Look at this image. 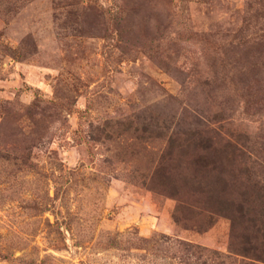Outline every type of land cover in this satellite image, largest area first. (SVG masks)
Returning a JSON list of instances; mask_svg holds the SVG:
<instances>
[{
	"label": "rangeland",
	"instance_id": "374dc122",
	"mask_svg": "<svg viewBox=\"0 0 264 264\" xmlns=\"http://www.w3.org/2000/svg\"><path fill=\"white\" fill-rule=\"evenodd\" d=\"M261 210L264 0H0V264L249 262Z\"/></svg>",
	"mask_w": 264,
	"mask_h": 264
},
{
	"label": "trees",
	"instance_id": "16d2710c",
	"mask_svg": "<svg viewBox=\"0 0 264 264\" xmlns=\"http://www.w3.org/2000/svg\"><path fill=\"white\" fill-rule=\"evenodd\" d=\"M97 136H98V134H96V132L93 135L91 134V138H90L91 141L95 142V143H98V142L100 143V139ZM214 192H215V189L210 193V195L213 194V196H211V198L218 199L217 192L215 195H214ZM217 206H218V204H217ZM218 207H220L219 209H221V210L228 211V212H223V213H226V215H229L228 217L233 221V223H235V222L237 223V219L239 217H244V215H243L244 214L243 213L244 208L241 205L232 206L229 204V206H223L222 204L221 205L219 204ZM259 220L263 223V225H262L263 228H260V230L258 229V234L255 233L254 236L243 235L242 236L243 237L242 238V245H243L242 249L235 252L236 254H238L244 258H249L251 261L246 262L244 260V261H240V262L234 263V264H257V263L264 264V211H262L260 213ZM251 221H254V218H252ZM48 225L53 226V224L50 223L49 221H48ZM212 254L215 255V253H212ZM217 255L218 254H216V256ZM201 257H203V256H199V255L197 256L193 252H190V254L188 253V255L186 257L184 256L182 258H183L184 264H199L198 262H195V260H193V261L187 260L186 261V259L194 258L197 260V259H200ZM207 259L210 261V263L208 262V260H206V261L204 260L202 262V264H226L224 261H221L220 259H219L220 262H218L217 260L215 261V258L212 255L208 256Z\"/></svg>",
	"mask_w": 264,
	"mask_h": 264
}]
</instances>
